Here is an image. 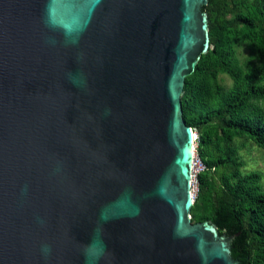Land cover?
Returning a JSON list of instances; mask_svg holds the SVG:
<instances>
[{
	"label": "water",
	"instance_id": "1",
	"mask_svg": "<svg viewBox=\"0 0 264 264\" xmlns=\"http://www.w3.org/2000/svg\"><path fill=\"white\" fill-rule=\"evenodd\" d=\"M208 1L0 0V264H240L191 214Z\"/></svg>",
	"mask_w": 264,
	"mask_h": 264
},
{
	"label": "trees",
	"instance_id": "2",
	"mask_svg": "<svg viewBox=\"0 0 264 264\" xmlns=\"http://www.w3.org/2000/svg\"><path fill=\"white\" fill-rule=\"evenodd\" d=\"M210 47L188 75L183 115L198 133L206 169L198 174L193 221L212 220L235 235L240 264H264V188L259 172L244 173L237 138L264 149V0H209ZM250 53L245 61L239 47ZM233 83L226 87L223 75Z\"/></svg>",
	"mask_w": 264,
	"mask_h": 264
},
{
	"label": "rangeland",
	"instance_id": "3",
	"mask_svg": "<svg viewBox=\"0 0 264 264\" xmlns=\"http://www.w3.org/2000/svg\"><path fill=\"white\" fill-rule=\"evenodd\" d=\"M249 49L246 47L245 44H242L239 47V55L242 61H245L248 56H249ZM224 81L223 83L225 84L226 87H230L233 83L232 79L230 76L227 74L223 75ZM196 133V152L198 153V147H197V137L198 133L194 130ZM235 145L239 149V156L243 162V172L244 173H250V172H259L262 175V179L260 183L262 184L264 188V149L257 146L252 140L247 139V138H237L235 141ZM194 153H195V148H194ZM199 154V153H198ZM195 169L193 168V174H195ZM195 177V176H194ZM197 179V176H196ZM198 180V179H197ZM196 181L193 182V191L194 195H197V192L199 190V183Z\"/></svg>",
	"mask_w": 264,
	"mask_h": 264
},
{
	"label": "built area",
	"instance_id": "4",
	"mask_svg": "<svg viewBox=\"0 0 264 264\" xmlns=\"http://www.w3.org/2000/svg\"><path fill=\"white\" fill-rule=\"evenodd\" d=\"M195 142H196V135H195ZM193 168H196L195 174H193V180L196 181L197 180L196 176H198V174L200 172H202L204 169H206V165H205L204 161L201 159L199 154L196 152V144H195V153H194V159H193Z\"/></svg>",
	"mask_w": 264,
	"mask_h": 264
},
{
	"label": "bare ground",
	"instance_id": "5",
	"mask_svg": "<svg viewBox=\"0 0 264 264\" xmlns=\"http://www.w3.org/2000/svg\"><path fill=\"white\" fill-rule=\"evenodd\" d=\"M194 148H195V144H194ZM194 148H193V154H194ZM193 187V186H192Z\"/></svg>",
	"mask_w": 264,
	"mask_h": 264
}]
</instances>
